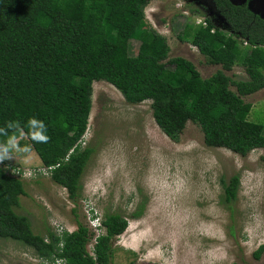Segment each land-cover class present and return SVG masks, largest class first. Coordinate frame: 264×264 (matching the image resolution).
Instances as JSON below:
<instances>
[{
    "label": "trees",
    "instance_id": "obj_1",
    "mask_svg": "<svg viewBox=\"0 0 264 264\" xmlns=\"http://www.w3.org/2000/svg\"><path fill=\"white\" fill-rule=\"evenodd\" d=\"M150 1L0 0V143L20 132L49 180L66 191L73 205L93 152L80 147L93 82L107 83L128 104L149 101L155 126L171 142H178L190 122L198 126L208 148L239 157L264 149L263 128L247 120L250 106L241 100L264 90V18L250 10V0H208L214 14L195 0H184L187 12L204 23L191 45L207 65L221 69L203 79L185 59H167L164 37L145 21ZM131 41L137 43L134 57L127 52ZM235 65L246 80L232 81L223 74ZM4 169L0 167V239L51 263L109 264L111 242L125 231V219L103 215L102 233L94 238L91 254L86 250L91 235L78 222L72 232L34 234L27 217L14 212L19 197L25 196L22 179ZM219 183L221 204L229 208L236 199L238 176ZM140 210L138 206L131 219L139 218ZM263 251L260 245L252 258L259 259Z\"/></svg>",
    "mask_w": 264,
    "mask_h": 264
},
{
    "label": "rangeland",
    "instance_id": "obj_2",
    "mask_svg": "<svg viewBox=\"0 0 264 264\" xmlns=\"http://www.w3.org/2000/svg\"><path fill=\"white\" fill-rule=\"evenodd\" d=\"M195 2L214 14L208 0ZM249 6L264 17V0H250ZM144 17L164 37L167 59H185L203 79L221 70L207 65L191 45L200 26L196 20L202 19L187 12L184 0H151ZM54 21L63 23L59 17ZM239 46L245 48L243 43ZM136 48L131 41L130 57L136 55ZM222 72L232 81L246 80L238 65ZM91 89L80 147L93 152L80 177L81 191L74 205L66 191L49 180L47 171H41L38 157L20 132L0 143L8 148L0 167L7 174L9 167L25 174L21 178L25 196L19 197L14 212L27 217L31 231L41 236L57 228L59 233L72 232L78 222L91 235L86 246L91 254L94 238L102 233L101 228L93 230L92 224L100 223L104 214H116L126 220L127 227L111 242L109 264H263L264 251L257 260L252 253L264 245V149L239 157L225 149L208 148L198 126L190 122L178 142H171L155 126L149 101L128 104L102 81L93 82ZM229 90L235 92L232 86ZM241 100L250 106L247 120L261 125L264 133V90ZM37 169L38 175H28ZM233 175L238 176L239 187L235 201L226 208L220 201L219 182ZM138 206L140 217L133 220L130 216ZM0 264L56 263L39 260L22 245L0 239Z\"/></svg>",
    "mask_w": 264,
    "mask_h": 264
},
{
    "label": "built area",
    "instance_id": "obj_3",
    "mask_svg": "<svg viewBox=\"0 0 264 264\" xmlns=\"http://www.w3.org/2000/svg\"><path fill=\"white\" fill-rule=\"evenodd\" d=\"M196 22L198 23V24H200V26H204V23H203V21L202 20H196ZM244 44V46H245V43H243ZM83 137V136H82ZM8 170H9V174L11 175V176H13V177H17V178H19V179H21L23 176H25V174H23V173H21L19 170H18V168H16V167H9L8 168ZM39 170L37 169V171H35V170H32V171H29L28 172V175H38V173H40V172H38ZM41 171L43 172V171H47L45 168H43L42 167V169H41ZM25 178V177H24ZM91 223H93V222H91ZM92 228H93V230H95V231H97V229L98 228H100V223H97V224H92ZM59 231H60V229H58L57 228V230H55V233L57 234V235H59V234H61L62 233V231L59 233ZM55 263L56 264H61V261H59V260H57V261H55Z\"/></svg>",
    "mask_w": 264,
    "mask_h": 264
},
{
    "label": "clouds",
    "instance_id": "obj_4",
    "mask_svg": "<svg viewBox=\"0 0 264 264\" xmlns=\"http://www.w3.org/2000/svg\"><path fill=\"white\" fill-rule=\"evenodd\" d=\"M32 124H36V121H31ZM43 138V137H41ZM8 157V148L7 147H0V162H2L5 158Z\"/></svg>",
    "mask_w": 264,
    "mask_h": 264
},
{
    "label": "water",
    "instance_id": "obj_5",
    "mask_svg": "<svg viewBox=\"0 0 264 264\" xmlns=\"http://www.w3.org/2000/svg\"><path fill=\"white\" fill-rule=\"evenodd\" d=\"M248 6H249V4H248ZM249 8H250V6H249ZM251 11H253L252 9H250ZM254 12V11H253ZM255 13H257V12H255ZM262 16V15H261ZM263 17V16H262ZM264 18V17H263Z\"/></svg>",
    "mask_w": 264,
    "mask_h": 264
}]
</instances>
